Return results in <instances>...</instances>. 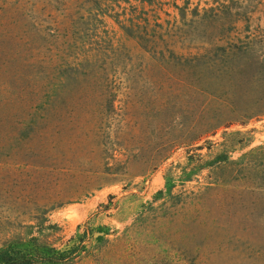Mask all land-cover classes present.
<instances>
[{
	"label": "rangeland",
	"instance_id": "obj_1",
	"mask_svg": "<svg viewBox=\"0 0 264 264\" xmlns=\"http://www.w3.org/2000/svg\"><path fill=\"white\" fill-rule=\"evenodd\" d=\"M263 143L264 0H0V246L264 264Z\"/></svg>",
	"mask_w": 264,
	"mask_h": 264
},
{
	"label": "trees",
	"instance_id": "obj_2",
	"mask_svg": "<svg viewBox=\"0 0 264 264\" xmlns=\"http://www.w3.org/2000/svg\"><path fill=\"white\" fill-rule=\"evenodd\" d=\"M134 24V22H132ZM204 129L198 137L208 132ZM203 165H208L212 170H222L231 166V171L241 174L252 180L256 186L264 187V143L252 147L237 158H231L224 149L214 154L212 159H204ZM216 184L224 181L221 178L211 180ZM162 192L163 190H159ZM76 246L68 249H60L38 240L37 236H29L25 239L14 240L12 243L0 246V264H55L62 263L75 255Z\"/></svg>",
	"mask_w": 264,
	"mask_h": 264
}]
</instances>
